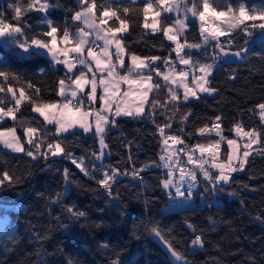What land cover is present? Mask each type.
Instances as JSON below:
<instances>
[{"label":"trees","instance_id":"16d2710c","mask_svg":"<svg viewBox=\"0 0 264 264\" xmlns=\"http://www.w3.org/2000/svg\"><path fill=\"white\" fill-rule=\"evenodd\" d=\"M10 2L15 3L16 0H0V10L9 19L12 13L8 8ZM48 2L52 5L48 9V18L61 28L67 26L74 32L78 24L72 20V15L79 10L78 0ZM240 2L216 0V5L223 9L228 4L237 7ZM243 2L249 7L264 6V0ZM121 3L130 8L128 18L143 16V0H138L136 4H132L131 0H121ZM42 15L30 11L24 19L36 26ZM40 27H35V30L39 31ZM256 34L249 38V51L245 59L239 63L219 62L217 70L210 77L211 86L219 90L217 93L211 97L201 96L200 100L191 101L187 105H179L182 112L188 108L192 112L185 125V131L193 133L191 137H184L189 145L207 144L210 139H219L212 133L201 136L196 132L197 128L205 125L211 128L216 116L222 117V134L228 138H234L236 124H240L245 131L255 128L264 132V125L258 118V109L254 107L264 102V39L254 41ZM185 36L189 42H200L196 23H189ZM125 42L128 44L126 60L127 52L141 57H163L168 55L170 47H174L164 40L161 33L153 34L143 28L139 29L133 39ZM239 44L243 45L244 40L240 39ZM235 50L233 46L232 51ZM208 51L211 53L212 49ZM193 53L195 59H201L196 51ZM204 59L211 62L208 57ZM0 60L23 78L19 83L9 82L16 93L24 87L27 97L30 90L24 81H31L41 89L39 103L58 101V80L64 76L60 65L53 66L48 58L40 55L28 56L15 45L7 49L0 45ZM160 67L163 68L162 63ZM233 70L235 78L229 79ZM7 86L4 85L5 88ZM166 95L167 89L162 87L160 99L163 100ZM0 96L5 97V109L14 105L11 93H0ZM32 106L27 99L20 105L16 122L18 135L22 133L21 125L25 121H31L34 125L40 122L39 126L45 127L42 120L33 114ZM157 119L162 121L163 117ZM176 119L173 129L179 127V117ZM116 122L117 126H110L105 136L108 146L105 150L110 155H106L103 161H96L92 156L94 152H99L98 140L92 135L81 132L75 136L65 134V143L74 155L84 157L90 169L92 164L89 161L97 167L103 163L116 166L121 171L132 169L133 162L136 168H140L145 163L158 161L161 146L154 124L147 119L132 117L116 119ZM13 123L11 119L5 118L4 126L11 127ZM47 128L49 139H53V129ZM224 144H221L222 153L226 149ZM260 147L257 144L252 149ZM129 155L132 162L128 159ZM53 159L57 162L49 168L43 160L33 161L23 153L12 155L0 148V171L7 169L21 178V182L14 187L0 190L2 199L12 204L3 214L6 223L0 235V264H68L69 260L73 264H109V259L115 253L121 254L124 264H172L163 241L148 231L151 222L159 224L165 239L170 240L183 253L188 264H253V261L254 264H264V223L257 219V216L264 219V155L256 151H252L248 157L245 170L233 175L234 183L224 186L223 192L206 194L210 207L197 194L193 198V208L167 211L168 198L160 188L163 174L159 172L143 173L142 184L121 176L118 184L113 185L119 193V202L112 203L94 180H89L77 171L68 160ZM48 163L51 164L52 160ZM65 167L70 170L73 183L63 201L53 204L50 198L58 192H64L62 173ZM94 174L100 176V172ZM230 192L236 195H229ZM70 205L85 211L87 217L69 219L64 209ZM56 217H59V221ZM209 217L214 224L209 221ZM186 220L196 226V232L188 228ZM65 224L67 228L63 227ZM196 235H202L204 239L202 248H193L191 245ZM102 243L108 244L107 250L100 247Z\"/></svg>","mask_w":264,"mask_h":264},{"label":"snow or ice","instance_id":"6c2138e0","mask_svg":"<svg viewBox=\"0 0 264 264\" xmlns=\"http://www.w3.org/2000/svg\"><path fill=\"white\" fill-rule=\"evenodd\" d=\"M137 2L138 0H131L132 4ZM78 5L79 10L72 15V20L78 24L74 32L67 26L61 28L48 18V9L52 7L48 0L10 2L8 8L12 10L11 19L0 10V41L6 45H15L28 56L46 55L53 66L63 65L65 69L64 76L58 80L57 95L61 99L57 102L39 103L41 89L31 81H24L30 90L27 97L25 88L21 87L17 98L16 91L9 82L19 83L23 78L0 60V93H11L14 100V105L5 109V97L0 96V145L12 152L23 153L33 161L43 160L49 168L57 162L53 158L70 160L89 180H94L103 189L112 203L119 202V193L114 190L113 185L118 184L121 176L131 175L142 184L141 173L156 167L165 170L160 178V188L172 203L179 207H191L193 198L199 194L206 206L210 207L206 194L223 192L224 186L234 183L233 173L245 170L252 151L264 155V132L255 128L245 131L240 124L234 125L237 138H249L243 145L242 154L238 155L240 144L237 139L222 134V117L216 116L212 128L205 125L197 128L196 132L203 136L215 130L219 139H210L207 144L189 145L184 137H191L193 133L186 132L185 125L192 112L190 108L182 112L179 105L200 100V94L212 95L219 91L211 86L210 77L217 70L220 61L227 62L228 57L237 60L246 58L249 38L256 33L264 34V6L249 7L241 0L237 7L228 4L220 9L216 0H143L142 27L151 29L153 34L162 32L174 47H170L168 55L163 57H141L127 52L126 60L128 44L123 34L129 31L130 8L123 6L121 0H78ZM30 11L43 14L36 26L24 19ZM150 12L153 13V18L148 23ZM209 13L220 21L218 26H205L206 14ZM189 14L191 18L201 22V40L198 43L189 42L185 36L190 22ZM113 18V24L105 27L108 20ZM115 21L119 22V26L115 25ZM39 26L42 27L36 31L35 27ZM181 37L184 39L181 40ZM222 37L226 39L222 40ZM240 39L244 40L243 45L239 44ZM233 46L236 47L235 51H232ZM209 48L212 49L211 53ZM193 50H196L201 59L194 58ZM206 57L211 62H207L204 59ZM161 63L166 71H161ZM177 64L184 67L178 68ZM228 78H235L234 70ZM6 84L8 86L5 88ZM162 87L167 89L163 100L160 99ZM25 99L32 103V111L43 118L45 127L41 128L40 122L34 125L31 121H25L21 125L22 133L18 135L17 113ZM254 107L259 110L261 123L264 124V102ZM120 116L147 119L155 125L161 146L158 161L145 163L140 168H136L133 162L131 171H121L116 166L103 163L97 167L94 162L89 161L92 164L90 169L84 157L74 155L65 143V134L75 136L78 132L90 133L97 138L100 146L99 152H94L92 156L96 161H103L105 155H110L105 152L108 147L105 136L110 126H117L116 118ZM157 117H163V120L158 121ZM177 117L179 127L173 129ZM5 118L11 119L13 126L5 127ZM46 125H54L55 132L51 133L53 139H49ZM222 142L227 145L223 153ZM25 144L28 145L27 148ZM253 144H260L261 147L252 149ZM197 151L199 155L196 154ZM128 159L132 162L131 155ZM49 160H52L51 164L48 163ZM96 172H100L99 177L94 174ZM62 175L65 181L64 192H58L50 198L53 204L63 201L73 183L67 167L63 169ZM20 182L21 178L7 169L0 171V190L14 187ZM228 194L236 195L235 192ZM64 210L69 214V219L87 217V213L75 205L65 206ZM56 219L59 221V217ZM257 219L264 223L261 217L257 216ZM209 221L215 223L211 217ZM185 223L196 232L195 225L187 220ZM63 227L67 228L68 225ZM148 231L163 241L173 258L172 264H188L183 253L170 240L165 239L157 222H151ZM204 243L202 235H196L191 241L193 248H202ZM100 247L107 250L109 246L102 243ZM68 264H73V261L69 260ZM109 264H124L121 254L115 253L109 259Z\"/></svg>","mask_w":264,"mask_h":264},{"label":"rangeland","instance_id":"374dc122","mask_svg":"<svg viewBox=\"0 0 264 264\" xmlns=\"http://www.w3.org/2000/svg\"><path fill=\"white\" fill-rule=\"evenodd\" d=\"M170 15H172V14H170ZM142 17V24L140 25V28H143L142 27V25H143V23H144V17L143 16H141ZM152 18H153V14H151V15H149V17H148V23H151L152 22ZM189 18H190V22H193V23H196V25L198 26V30H199V36H200V21L198 20V19H196V18H191V16H190V14H189ZM173 19H175V16L173 15ZM221 19H223V18H221ZM139 22V21H138ZM189 22V23H190ZM219 23H220V21H217V20H215V18L214 17H212L211 16V13H209V14H206V22H205V26L206 27H209V28H214V27H216V26H218L219 25ZM144 29V28H143ZM148 31H151L152 32V30L151 29H147ZM156 33H161L162 34V37L164 38V40L166 41V42H168V43H170V44H172V42H170V41H168L165 37H164V35H163V33L162 32H156ZM256 38H255V40L254 41H261V40H263L264 39V34H261V33H257L256 34V36H255ZM223 38V37H222ZM221 38V39H222ZM200 39H201V37H200ZM0 45L2 46V47H4L5 49H7V48H9V47H12L13 45H6L3 41H0ZM173 45V44H172ZM40 56H43V57H47V58H49L48 56H46V55H40ZM241 60H237V59H235L234 57H228L227 58V62H224V63H239ZM212 127H213V125H212ZM211 127V128H212ZM212 132H215V130H213ZM233 134H234V138L235 139H237V142L240 144V152L238 153V155L239 154H242V151H243V145H244V143H247V141H248V137H242V138H237L236 137V134H235V130L233 131ZM257 146V144H253L252 145V148L253 147H256ZM225 147H227V145H226V143H225ZM100 148V146H99V143H98V149ZM105 152H106V150H105ZM198 155V154H197ZM106 156V155H105ZM69 164H71L77 171H79L80 172V170L78 169V168H76L75 167V165H73L72 163H71V161L70 160H68L67 161ZM236 173H233V175H235ZM194 207V202L192 201V203H191V207H188V206H185V207H179V208H181V209H188V208H193ZM171 208H173L172 206H169L165 211H167V210H171ZM5 223H6V216L5 215H0V235L2 234V232H3V228H4V225H5ZM171 259L173 260V258L171 257Z\"/></svg>","mask_w":264,"mask_h":264},{"label":"crops","instance_id":"0c3cea01","mask_svg":"<svg viewBox=\"0 0 264 264\" xmlns=\"http://www.w3.org/2000/svg\"><path fill=\"white\" fill-rule=\"evenodd\" d=\"M142 15H140V16H138V17H135V18H128V20H129V25H128V28H129V31H128V33H124L123 35H124V37H125V41H128V40H131V39H133L135 36H136V34H137V32L139 31V29H140V25L142 24V17H141ZM105 19H107V18H105ZM139 21V22H138ZM113 22H114V18H113V20H108V25H105V27H107V26H109V25H112L113 24ZM115 25L116 26H119V22L118 21H115ZM118 35H121V34H118ZM193 51H196V50H193ZM173 55L175 56V54L173 53ZM47 58V57H46ZM49 60H50V58H48ZM223 62V61H222ZM224 63V62H223ZM178 66H183V65H179V64H177ZM62 68H63V70H64V72H65V69H64V67H63V65H60ZM161 71H166V69H164V68H162L161 69ZM189 82H190V78H189ZM161 83H163V81L161 80ZM182 89H181V94H182ZM201 96H207V97H211L212 95H207V94H200ZM16 96H17V98H19V92L18 93H16ZM57 97H58V101L61 99L58 95H57ZM24 101V100H23ZM22 101V102H23ZM192 101H196V100H192ZM21 102V103H22ZM99 106V104H97V107ZM258 111V118H259V121L261 122V120H260V117H259V110H257ZM33 112V111H32ZM33 114L36 116V117H38L39 119H41L42 121H43V118L42 117H39V114L38 113H34L33 112ZM123 117H127V116H120V117H117L116 119H120V118H123ZM262 125H264V124H262ZM47 127H50V128H52L53 129V132H55V127H54V125H46ZM82 133V132H81ZM212 134H214L215 135V132H211ZM85 135H92V134H85ZM93 136V135H92ZM225 145V144H224ZM0 148L5 152V153H8V154H12V155H20L21 153H15V152H12L11 150H9V149H5V148H3V146L2 145H0ZM196 154H198L199 155V152L197 151V153ZM239 173V172H238ZM167 198H168V206H167V208L169 207V206H172L173 208H171V210H183V209H181V208H179V206L177 205V204H174V203H172L171 201H170V199H169V197L167 196ZM200 202H202V200H200Z\"/></svg>","mask_w":264,"mask_h":264},{"label":"built area","instance_id":"2783aa9c","mask_svg":"<svg viewBox=\"0 0 264 264\" xmlns=\"http://www.w3.org/2000/svg\"><path fill=\"white\" fill-rule=\"evenodd\" d=\"M163 67H164V66H163ZM177 67H178V68H182V67H184V66H178V65H177ZM164 68H165V67H164ZM129 171H131V168L129 169ZM147 171H156V172H159V173L163 174L165 170H164V169H161V168L152 167V168H149V169H147L146 171L142 172L141 175H142L143 173L147 172ZM124 177L127 178V179L130 180V181L137 182V180L134 179L131 175H127V176H124ZM11 206H12L11 203L4 201V200L2 199V196H0V215H1V214H4V213L7 211V209H9V207H11Z\"/></svg>","mask_w":264,"mask_h":264},{"label":"bare ground","instance_id":"6f19581e","mask_svg":"<svg viewBox=\"0 0 264 264\" xmlns=\"http://www.w3.org/2000/svg\"><path fill=\"white\" fill-rule=\"evenodd\" d=\"M0 196H1V194H0Z\"/></svg>","mask_w":264,"mask_h":264}]
</instances>
